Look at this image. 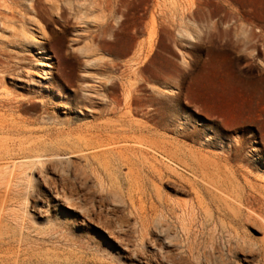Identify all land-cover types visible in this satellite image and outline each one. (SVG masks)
<instances>
[{
    "label": "rangeland",
    "instance_id": "1",
    "mask_svg": "<svg viewBox=\"0 0 264 264\" xmlns=\"http://www.w3.org/2000/svg\"><path fill=\"white\" fill-rule=\"evenodd\" d=\"M251 26L261 30L256 53L264 64V0H0V255L10 264H264L257 217L264 218V121L261 131L217 132L192 101L203 83L264 87V65L235 61L238 49L226 46ZM145 58L149 68L137 79ZM207 70L220 80L207 81ZM127 92L165 110L156 120L145 116L149 104L109 114V102L122 103ZM175 93L178 106L167 109ZM122 121L150 129L126 146L164 174L144 172L139 196L127 195L124 167L96 181L88 149L62 153L28 183L21 149ZM192 131L194 140L180 135ZM239 136L254 144L247 142L244 162L225 164L215 154ZM164 151L189 154L192 172L170 165L182 177L172 173ZM186 181L198 184V196ZM141 223L149 228L143 240Z\"/></svg>",
    "mask_w": 264,
    "mask_h": 264
},
{
    "label": "bare ground",
    "instance_id": "2",
    "mask_svg": "<svg viewBox=\"0 0 264 264\" xmlns=\"http://www.w3.org/2000/svg\"><path fill=\"white\" fill-rule=\"evenodd\" d=\"M259 34H261V30L255 29L253 26H251L250 28L244 29L241 37H238V35H236L234 37V40L231 39L229 43L226 44L227 48L236 49V51L238 49V52L235 53L236 56L233 60L249 61L251 67L256 64L257 61H259L258 55L256 53V48L258 46L257 39H259L260 37ZM148 62L149 61L146 58L139 62V64L137 65V67H139L134 70L136 78L138 77V73L149 68ZM259 65L258 66L262 68L264 64L259 61ZM220 76L222 75H220L219 73L211 74V70H207L206 72L207 81L211 80L213 77L219 79ZM111 88L115 89L116 85H113ZM178 96L179 95L177 93L174 94V97L170 101L169 107L167 106V109H171L173 107L175 108L176 106H178ZM124 97L125 99L122 103L117 100L109 102V114L116 111L121 104L122 108L126 111V115H131L134 111H138V109H141L143 106H147V104H149V106L151 107L148 106L149 110L146 111L145 116H147L151 120H156L160 115V110H165V108L161 106L162 102L157 99L147 102L138 100L137 97L132 98V93L130 92H127L126 96ZM192 97V101L194 103L193 108L195 109V111L200 114H204L209 119H211L212 128L217 132L231 133L244 128H256L258 129V131H261L260 125L264 121V87L252 88L245 87L241 84L226 87L224 85L212 86L211 84L203 83L192 90ZM155 106H157V108L153 109V107ZM163 122L164 119L155 122V124L157 126H161L164 124ZM165 126L169 127V125ZM144 131L149 133L150 129L143 128L142 126H134L131 123H125V121L120 122L119 125L94 124L92 126H86L84 130L86 136L79 137L77 140L71 138L74 132L72 130H69L66 132L69 139L64 142L59 141L50 145L45 144L35 146L33 148L31 147L28 149H21L18 153L20 159L30 160L22 165L25 169L31 170L30 173L26 175V177H28V183H31L33 170H42L45 165L51 164L52 161H58V159L54 158H59L62 153H64L63 155H66L83 152L85 149L93 150L95 151V153L85 155L84 158L87 164L91 165V175L94 176L95 180L99 181V183L102 184L103 179L101 171H103V173H105L106 175H110V171L113 167H124L127 170L123 180L127 185V195L134 196L135 194H137L139 196L140 194H142V191L137 190L140 189L143 180L142 174L144 172L148 173V171L151 170L152 174H155V177L158 178H162V175H164L163 171L158 170L156 166L146 167L144 158H141L145 154L143 151L135 150L126 146L129 143H138L134 135L139 133L142 134ZM180 135L185 140H194L195 138V133L193 131L180 132ZM251 138L252 137L250 136H239L234 139H231V146H228L229 148L227 152H221L218 150L217 153H219L215 155L218 157L219 160L225 162V164H230L231 162H244L245 159L243 153L248 144L247 142H249V144L251 145L254 144ZM262 138L264 139V135H262ZM250 153L252 154V157L257 156V151L254 148L251 150ZM160 156L167 163L165 164L167 168L172 173H175L181 177L182 175L175 168L181 169V167H183L184 169H191V164H189V161H191L192 158L189 154H181L178 153V151H164L160 154ZM45 158L46 160H43ZM160 163L164 165L163 161H160ZM170 165H173L175 168H172ZM190 171L192 172V169ZM193 174H195V172ZM116 181L121 182L122 180L121 178L119 179L116 177ZM9 183L10 182H8L7 184L8 186ZM185 183L187 184L185 186L189 189L191 193H194V196L199 195L200 192L197 190L198 184L195 181H186ZM47 186L48 191L54 193L55 196H60L57 191V188L53 186V184L51 185L50 183H47ZM215 191L218 192L217 190ZM133 193L135 194L133 195ZM219 193H221L222 195L224 191L221 190ZM115 195H118V193H114V196ZM250 199V197L248 199H245L246 204L251 203ZM219 200L222 203V207H229L225 198L219 197ZM250 206L248 208H250ZM134 209L137 212V215H139V210L135 207ZM234 210L237 209L233 208L232 211ZM251 210L249 209L251 213L248 217H251L255 220L252 215L255 213ZM223 211L225 212L224 209ZM225 215H227V212H225ZM257 217L263 223L262 231L264 232V218L260 217L259 215H257ZM138 219L143 222L144 218L139 217ZM138 219L137 221H139ZM140 226V231L138 229V231L136 232L139 233L140 238L143 240L146 239V237L148 236L149 228L144 223H141ZM5 246L6 244L4 243V240L0 239V247L3 248ZM1 252L2 251H0V253ZM0 264H10L8 257L0 255ZM14 264L17 263L15 262Z\"/></svg>",
    "mask_w": 264,
    "mask_h": 264
}]
</instances>
